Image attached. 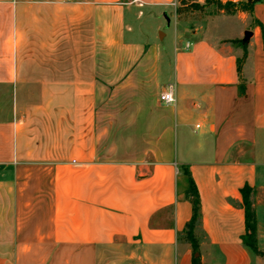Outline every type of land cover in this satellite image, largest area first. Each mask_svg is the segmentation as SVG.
I'll return each mask as SVG.
<instances>
[{
	"label": "crops",
	"instance_id": "0c3cea01",
	"mask_svg": "<svg viewBox=\"0 0 264 264\" xmlns=\"http://www.w3.org/2000/svg\"><path fill=\"white\" fill-rule=\"evenodd\" d=\"M178 2L0 0V264H192L184 169L203 264H264V0Z\"/></svg>",
	"mask_w": 264,
	"mask_h": 264
},
{
	"label": "trees",
	"instance_id": "16d2710c",
	"mask_svg": "<svg viewBox=\"0 0 264 264\" xmlns=\"http://www.w3.org/2000/svg\"><path fill=\"white\" fill-rule=\"evenodd\" d=\"M179 7L178 12L187 10H200L202 11L205 5L198 2H188V0H178ZM216 4L218 10H223L227 13H236L240 10H249L252 7L253 1L246 2H234L228 0L223 2L222 0H206L207 4ZM185 173L189 176L190 187L188 190V197L193 203V214L191 219L186 224V228L183 232L182 238L188 241L192 246V264H203L200 252V241L195 232L197 225L201 219V201L197 185L187 169H184ZM253 188L249 185H245L242 188L243 202L246 209L247 224L246 233L244 234L245 243L250 246L253 251L264 257V251L258 246V228H257V214L254 208V201L252 200Z\"/></svg>",
	"mask_w": 264,
	"mask_h": 264
},
{
	"label": "rangeland",
	"instance_id": "374dc122",
	"mask_svg": "<svg viewBox=\"0 0 264 264\" xmlns=\"http://www.w3.org/2000/svg\"><path fill=\"white\" fill-rule=\"evenodd\" d=\"M190 1L191 0H188V2H190ZM179 5L180 4L178 2V7H179ZM216 10H218L216 4H212L211 3L210 6L208 7V9L204 10L201 13L198 12L197 15H203L204 12H206L207 14H213V13L216 12ZM163 23H164V25H163L162 31L168 32V37L165 39L164 44L167 47H169V46L172 47L171 44H173V43L171 42V38H170V35L169 34L171 33V31L173 29V24L169 27L168 26L167 19L165 17H164ZM242 28H243V23L240 20H238L236 17H233V18H231V19H229L228 21L225 22V24L222 27V30H223V32H225V33H227V34H229L231 36H235V35L239 34L242 31ZM243 58H245V55L243 56ZM168 61L171 62V63L174 62V56H173L172 53H170V55L168 57ZM176 152L179 154V149L177 147H176ZM254 203H256V199L255 198H254ZM262 242L263 243H262L261 246L264 247V241H262ZM258 246L260 248V245L259 244H258ZM260 249H262V248H260ZM261 257L264 259L263 256H261Z\"/></svg>",
	"mask_w": 264,
	"mask_h": 264
},
{
	"label": "built area",
	"instance_id": "2783aa9c",
	"mask_svg": "<svg viewBox=\"0 0 264 264\" xmlns=\"http://www.w3.org/2000/svg\"><path fill=\"white\" fill-rule=\"evenodd\" d=\"M71 1V0H69ZM231 1H234V2H239V1H236V0H231ZM192 46V43L191 42H187L186 43V48H190ZM160 101L163 103V104H166V105H170V104H174L175 101H176V98H175V94H174V87L172 85H170L169 87H167L166 89H164L161 93H160Z\"/></svg>",
	"mask_w": 264,
	"mask_h": 264
},
{
	"label": "water",
	"instance_id": "95a60500",
	"mask_svg": "<svg viewBox=\"0 0 264 264\" xmlns=\"http://www.w3.org/2000/svg\"><path fill=\"white\" fill-rule=\"evenodd\" d=\"M248 1H254V0H248ZM249 33H247V35H248Z\"/></svg>",
	"mask_w": 264,
	"mask_h": 264
}]
</instances>
